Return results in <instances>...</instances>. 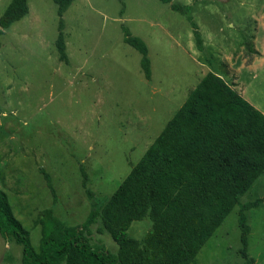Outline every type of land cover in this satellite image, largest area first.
<instances>
[{"label": "rangeland", "instance_id": "obj_1", "mask_svg": "<svg viewBox=\"0 0 264 264\" xmlns=\"http://www.w3.org/2000/svg\"><path fill=\"white\" fill-rule=\"evenodd\" d=\"M10 1L0 0V16ZM173 2L190 6L202 52L187 16L159 0H75L63 16L68 63L55 47L52 0H28V15L0 36V189L34 249L39 213L52 208L65 225H80L91 203L102 205L117 189L207 72L264 114V0ZM123 28L146 43L150 80L141 55L124 43ZM40 170L51 178L55 203ZM258 198H264V172L239 205ZM239 205L191 264H243ZM246 217L248 255L264 264V204ZM151 226L149 219L133 221L127 235L142 241ZM86 240L93 249L117 253L100 220ZM21 257L22 248L0 236V264H22Z\"/></svg>", "mask_w": 264, "mask_h": 264}, {"label": "trees", "instance_id": "obj_2", "mask_svg": "<svg viewBox=\"0 0 264 264\" xmlns=\"http://www.w3.org/2000/svg\"><path fill=\"white\" fill-rule=\"evenodd\" d=\"M52 1L58 16L55 47L59 60L68 63L63 16L75 0ZM159 1L187 16L195 47L202 52V38L189 15L190 6ZM28 12V0H11L0 16V36ZM122 31L124 43L141 55V70L150 80L146 43L126 28ZM248 51L259 54L250 48ZM40 172L55 203L51 178ZM80 172L82 187L91 196L83 166ZM263 172L264 114L209 71L117 189L102 205L91 203L80 225H65L52 208L42 210L35 221L41 237L38 249H34L29 231L16 219L6 193L0 189V236L22 248V264H191ZM261 204L264 198L239 205L243 264L254 263L247 252L250 228L246 211ZM145 219L152 222L145 238L138 241L129 237L131 223ZM98 220L116 243V255L88 244L86 235Z\"/></svg>", "mask_w": 264, "mask_h": 264}]
</instances>
